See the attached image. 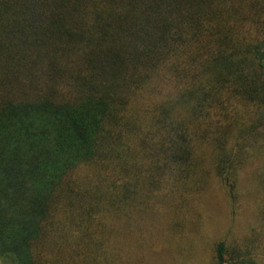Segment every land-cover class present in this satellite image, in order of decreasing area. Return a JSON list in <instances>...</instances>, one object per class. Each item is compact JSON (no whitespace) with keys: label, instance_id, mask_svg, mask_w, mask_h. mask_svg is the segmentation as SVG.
Returning a JSON list of instances; mask_svg holds the SVG:
<instances>
[{"label":"trees","instance_id":"1","mask_svg":"<svg viewBox=\"0 0 264 264\" xmlns=\"http://www.w3.org/2000/svg\"><path fill=\"white\" fill-rule=\"evenodd\" d=\"M215 184L264 264V0H0V264H123Z\"/></svg>","mask_w":264,"mask_h":264},{"label":"rangeland","instance_id":"2","mask_svg":"<svg viewBox=\"0 0 264 264\" xmlns=\"http://www.w3.org/2000/svg\"><path fill=\"white\" fill-rule=\"evenodd\" d=\"M237 161L241 159L238 158ZM261 171L258 173L262 174ZM250 187L258 192L259 187L253 182ZM214 188L211 203L209 201L206 203L209 207L207 210L210 212H207L208 216H203V212H197L194 219L195 231L192 234L183 233L180 236H170V231L165 227L162 228L158 221L156 227L150 229L152 232L145 235V242L137 243L134 232L123 229L124 231L116 230L112 233L116 242L111 241L109 246L116 247L118 250L121 247L129 249L134 245L132 250L120 252L121 256H124L125 252L127 257L131 254V257L123 264H216L214 246L217 242H224L227 250L226 264L233 262L238 264L244 259L240 253L239 248H242L240 243L243 237L250 234L251 229L255 227L248 218L242 220L240 217H245L244 212L247 207L241 206L236 197L229 198L226 191L216 184ZM260 193L264 194V191ZM253 202H259V195L254 198ZM246 225V232H240L239 227L243 229ZM207 231L212 236L207 235ZM254 261L262 264L259 259H254Z\"/></svg>","mask_w":264,"mask_h":264}]
</instances>
